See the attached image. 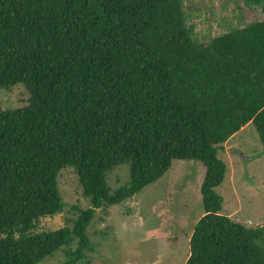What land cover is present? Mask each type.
I'll return each mask as SVG.
<instances>
[{"label": "trees", "instance_id": "obj_1", "mask_svg": "<svg viewBox=\"0 0 264 264\" xmlns=\"http://www.w3.org/2000/svg\"><path fill=\"white\" fill-rule=\"evenodd\" d=\"M246 1L264 13V0ZM18 83L26 103L0 108V264H36L74 239L60 264H90L95 209L173 159L205 167L185 264H264V226L220 213L214 190L227 169L218 151L247 123L264 152V18L199 42L183 0H0V89ZM120 164L129 181L111 192ZM65 167L89 206L71 228L37 231L63 209Z\"/></svg>", "mask_w": 264, "mask_h": 264}, {"label": "rangeland", "instance_id": "obj_2", "mask_svg": "<svg viewBox=\"0 0 264 264\" xmlns=\"http://www.w3.org/2000/svg\"><path fill=\"white\" fill-rule=\"evenodd\" d=\"M187 24L196 41L235 26L261 20L259 5L246 0H183ZM28 93L21 83L0 89V108H18ZM226 166L223 181L214 188L222 198L220 213L247 226H264V152L252 123L233 134L218 151ZM204 165L196 159H173L170 168L130 198L106 209H95L86 228L91 249L84 251L90 264H185L189 238L203 215L201 183ZM111 192L129 181L128 164L108 171ZM57 187L63 209L40 219L37 231L71 228L77 208L89 206L71 167L60 170ZM77 246L74 239L36 264H60ZM80 262V261H79ZM78 262V263H79Z\"/></svg>", "mask_w": 264, "mask_h": 264}]
</instances>
